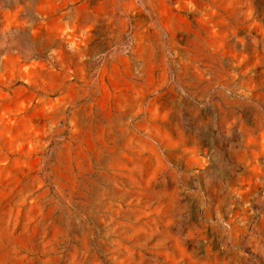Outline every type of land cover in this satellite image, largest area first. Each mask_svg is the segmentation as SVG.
Masks as SVG:
<instances>
[{"label":"rangeland","instance_id":"obj_1","mask_svg":"<svg viewBox=\"0 0 264 264\" xmlns=\"http://www.w3.org/2000/svg\"><path fill=\"white\" fill-rule=\"evenodd\" d=\"M0 264H264V0H0Z\"/></svg>","mask_w":264,"mask_h":264}]
</instances>
